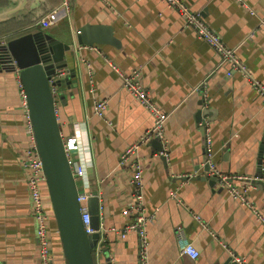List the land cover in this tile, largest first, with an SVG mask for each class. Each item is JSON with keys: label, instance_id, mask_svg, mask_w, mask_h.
<instances>
[{"label": "crops", "instance_id": "obj_1", "mask_svg": "<svg viewBox=\"0 0 264 264\" xmlns=\"http://www.w3.org/2000/svg\"><path fill=\"white\" fill-rule=\"evenodd\" d=\"M20 1L7 0L0 8ZM62 1L55 5L53 0H29L22 12L0 23L30 15L24 29L43 30L73 45V53L66 56L75 76L70 85L59 88L64 99L60 98L57 118L63 135L79 136L78 158L86 162V189L99 192L103 245L96 264H141L137 233L122 236L133 219L123 213L133 199V188L131 169L120 158L154 123L153 115L124 88L110 62L124 73L140 70L138 80L169 114L164 150L158 151L152 140L138 150L145 204L148 212L157 209L148 228L150 263L264 264V228L253 210L230 196L218 179L212 185L209 179H185L191 174L192 178L212 176L205 170L208 138L213 160L223 171L262 173L264 105L257 89L230 63L221 64L213 46L186 27L163 0H69L67 15L51 25H37ZM185 1L202 13L226 46H238L237 56L264 83V0ZM85 25L96 27L89 36L100 42H78L77 34ZM99 98L107 100L104 117L94 111ZM202 99L212 111L203 117L208 120L205 124L196 115ZM28 144L16 71L2 68L0 264H41L27 175L20 163L22 148ZM44 193L51 207L46 188ZM247 196L264 208V187L252 188ZM55 226L52 218L53 263L66 264ZM178 228L199 250L198 258L180 253ZM229 256H233L230 262Z\"/></svg>", "mask_w": 264, "mask_h": 264}, {"label": "built area", "instance_id": "obj_2", "mask_svg": "<svg viewBox=\"0 0 264 264\" xmlns=\"http://www.w3.org/2000/svg\"><path fill=\"white\" fill-rule=\"evenodd\" d=\"M172 9L177 11L183 18L184 25L188 28L195 30L199 38L206 40L213 48L218 52L221 58V64L228 62L236 70L240 71L257 89L262 98L264 105V83L255 78L251 70L238 56L237 47H228L221 40L218 32L214 30L204 19L200 11L192 10L185 0H163ZM71 4L69 0H63L62 3L48 11L41 16L36 22L39 26H47L55 23L62 15H67L70 11ZM264 23V22H263ZM8 39L5 36H0V44H7ZM86 47L87 45H83ZM11 64L16 68V74L18 82L21 88L22 107L24 116L26 119L27 130L29 134L28 146L22 148L20 163L27 175V184L30 191V197L32 202V210L36 219V237L39 245V254L41 264H54V242L51 237V220L54 218L52 206L47 205V196L44 193V189H47V178L44 171V165L40 156L36 136L34 132V126L31 120L29 106L27 102V95L20 77V69L18 68L17 61L14 57H10ZM115 71L122 78V85L128 90L136 100L144 106L154 117V123L151 128L147 129L139 138V140L133 142L125 148L123 151L120 163L129 165L131 169V186L133 188V199L131 203L123 209V213L128 216H132V220L127 223L122 232V236L125 237L129 232L137 233L139 237V256L141 264H151L149 258V236L148 228L156 218V211L148 212L145 197H144V174L143 166L138 157V150L141 145L149 143L152 139L158 138L163 142L165 147L168 143L166 135V122L169 118V114L165 112L150 96L145 87L138 80L140 70H134L131 73H124L119 66L110 62ZM69 74L67 68H59L56 73L50 78L51 83L53 81L63 78ZM197 89V88H196ZM52 92L55 99L56 114L58 113V104L60 101L59 87L52 84ZM107 109V100L99 98L94 103V111L100 116L104 117L105 110ZM208 123V120H205ZM63 142L65 146L66 156L71 166L73 176L78 187V201L80 203L82 221L84 229L88 234H91L95 229L90 223V208L89 199L91 193L86 189L88 187L86 162L83 159L78 158V154L81 149V142L79 136L76 134L63 135ZM211 139L208 138L207 143V161L210 164L209 174L216 176L220 185L225 188L229 195L240 199L244 204L249 206L256 219L264 227V208L257 207L253 204L248 196L247 192L252 188L262 186L264 187V162L263 171L259 175H248L243 173H228L220 169L213 160L212 149L209 145ZM193 175L186 176L188 178ZM48 195V194H47ZM175 197V196H174ZM50 200V199H49ZM199 219L198 216H196ZM102 225V223H101ZM178 245L181 254L189 255L191 258H198L200 252L190 241L184 233L182 228H178ZM103 239H99L94 250L95 256L100 255L102 252ZM239 260V258H238ZM240 261V262H239ZM239 263L244 264L239 260Z\"/></svg>", "mask_w": 264, "mask_h": 264}, {"label": "water", "instance_id": "obj_3", "mask_svg": "<svg viewBox=\"0 0 264 264\" xmlns=\"http://www.w3.org/2000/svg\"><path fill=\"white\" fill-rule=\"evenodd\" d=\"M28 1L21 0L7 8H0V21L22 12ZM95 28L88 25L82 27L77 34L78 42L88 45L100 42L101 40H93L89 36V32ZM100 28L107 30L105 27ZM109 37L108 40L113 42L111 36ZM73 51L71 43L64 42L43 30L29 31L9 39L7 44H0V66L3 69L15 71L16 68L11 64L10 59V57H14L20 69L36 142L47 178V194L53 209L55 228L62 245L65 262L66 264H96L94 250L100 239L99 230L101 227L99 192L97 189L88 190L91 193L89 199L90 223L95 229L93 233L88 234L84 229L78 201V187L66 156L52 92V84L59 88L64 83L71 84L70 78H73L75 73L73 69L67 67L66 53H73ZM59 68H67L69 74L51 83V76ZM60 98L63 100L64 95L60 94ZM200 103L203 107L196 114L197 119L205 121L206 119L203 117L212 111L207 107L204 99ZM151 142L157 145L158 151L164 150L160 139L154 138ZM261 149L264 151V139ZM207 157L206 150L205 170L209 171L210 164ZM195 169L198 170L199 167ZM185 179H209L212 185L216 182L217 177L196 176L185 177ZM232 258L233 256H229L227 261H232ZM232 264L238 263L233 262Z\"/></svg>", "mask_w": 264, "mask_h": 264}, {"label": "trees", "instance_id": "obj_4", "mask_svg": "<svg viewBox=\"0 0 264 264\" xmlns=\"http://www.w3.org/2000/svg\"><path fill=\"white\" fill-rule=\"evenodd\" d=\"M6 3H7V0H0V5H3ZM53 3L56 5L58 3V0H53ZM30 22H31L30 15H25L23 16L22 19H13V21L10 20L8 22L0 23V36H5L9 40L11 38L18 37L22 34H25L27 33L28 30L24 29L23 27L30 24ZM13 29H15V32H11V31H14Z\"/></svg>", "mask_w": 264, "mask_h": 264}]
</instances>
